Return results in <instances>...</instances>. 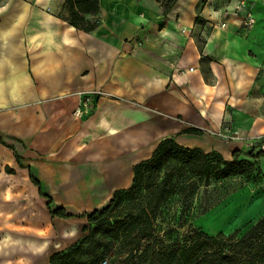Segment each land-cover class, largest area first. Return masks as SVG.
Here are the masks:
<instances>
[{"label":"crops","instance_id":"1","mask_svg":"<svg viewBox=\"0 0 264 264\" xmlns=\"http://www.w3.org/2000/svg\"><path fill=\"white\" fill-rule=\"evenodd\" d=\"M64 1L0 0V132L16 139L51 209L106 206L164 138L230 159L245 144L211 131L229 123L244 136L264 133L258 2L246 28L237 0H98L99 12L83 15L98 21L86 32L64 20ZM84 94L93 107L76 117ZM0 154L28 178L10 149L0 144ZM48 219L75 231L82 217Z\"/></svg>","mask_w":264,"mask_h":264},{"label":"rangeland","instance_id":"2","mask_svg":"<svg viewBox=\"0 0 264 264\" xmlns=\"http://www.w3.org/2000/svg\"><path fill=\"white\" fill-rule=\"evenodd\" d=\"M242 157L253 163L252 169L219 180H206L181 167H164L135 196L122 201L113 213L114 220L121 218L126 223L127 215L143 207L151 215L154 236L163 241L181 242L192 227L237 238L245 224L264 213V177L254 162ZM4 165L0 161V264H49L50 255L67 251L87 236L91 238L81 253L83 259L95 249L101 254L99 264H125L130 237L93 234L85 218L75 231L69 225L50 223L46 202L38 199L27 176L19 170L8 174ZM167 171L174 184L169 193L159 186Z\"/></svg>","mask_w":264,"mask_h":264},{"label":"trees","instance_id":"3","mask_svg":"<svg viewBox=\"0 0 264 264\" xmlns=\"http://www.w3.org/2000/svg\"><path fill=\"white\" fill-rule=\"evenodd\" d=\"M168 0L167 7L171 2ZM166 7V8H167ZM66 16L64 20L83 31H91L97 20L85 21L83 15H96L99 12L98 0H65ZM13 137L0 132V144L12 151L19 168H26L29 181L37 187L38 195L46 199V206L51 217L85 218L93 226L92 233H100L108 238H116L120 233L131 239V249L125 257V264H264V213L253 223L244 225V231L239 237L226 235L219 231L209 234L199 227H192L181 242L163 241L154 236L151 215L145 208H140L127 215L128 221L113 216L114 211L126 198L135 196L146 182L156 177L164 167L172 165L184 168L192 175L215 180L236 176L251 170L253 163L242 156L245 155L255 163L260 175L258 162L259 153L251 150L234 149L230 159H225L218 151L204 152L198 147H185L167 137L159 141L151 155L132 167V182L128 188L117 189L106 206L94 209L81 215H72L64 208H50L51 198L41 192L40 183L32 176L30 167L20 162ZM8 174L14 169L4 166ZM171 171H167L160 181L163 192L169 193L174 189ZM149 185H146L148 188ZM87 236L82 241L60 253H53L49 257V264H99L101 254L95 249L90 250L86 259L81 257L85 249ZM84 244V245H83Z\"/></svg>","mask_w":264,"mask_h":264},{"label":"built area","instance_id":"4","mask_svg":"<svg viewBox=\"0 0 264 264\" xmlns=\"http://www.w3.org/2000/svg\"><path fill=\"white\" fill-rule=\"evenodd\" d=\"M258 2L264 10V0H237L233 10L241 15V23L246 28H251L255 24L256 16L253 11V4ZM221 26H224L222 23ZM192 70V68H190ZM93 96L100 94V91H92ZM90 95H82L78 106L74 109L73 114L76 117L88 115L93 107L92 97ZM211 133L226 144L244 143L247 150L253 153H259L258 162L261 170V175L264 177V133L248 137L242 135L239 130L229 123L224 124Z\"/></svg>","mask_w":264,"mask_h":264},{"label":"bare ground","instance_id":"5","mask_svg":"<svg viewBox=\"0 0 264 264\" xmlns=\"http://www.w3.org/2000/svg\"><path fill=\"white\" fill-rule=\"evenodd\" d=\"M222 214V213H221Z\"/></svg>","mask_w":264,"mask_h":264}]
</instances>
